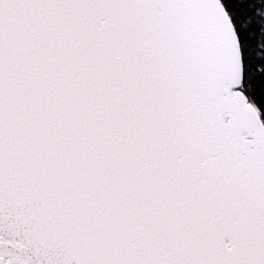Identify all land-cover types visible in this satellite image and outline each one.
<instances>
[{
  "label": "snow or ice",
  "instance_id": "obj_1",
  "mask_svg": "<svg viewBox=\"0 0 264 264\" xmlns=\"http://www.w3.org/2000/svg\"><path fill=\"white\" fill-rule=\"evenodd\" d=\"M0 264H264V0H0Z\"/></svg>",
  "mask_w": 264,
  "mask_h": 264
}]
</instances>
